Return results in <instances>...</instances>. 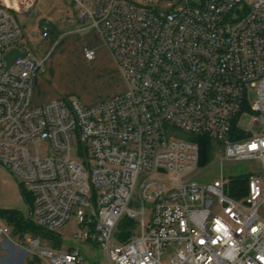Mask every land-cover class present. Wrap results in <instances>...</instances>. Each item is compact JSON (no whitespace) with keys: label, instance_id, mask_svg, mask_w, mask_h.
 Segmentation results:
<instances>
[{"label":"built area","instance_id":"1","mask_svg":"<svg viewBox=\"0 0 264 264\" xmlns=\"http://www.w3.org/2000/svg\"><path fill=\"white\" fill-rule=\"evenodd\" d=\"M69 1L102 37L127 89L93 106L33 105L45 60L22 42L12 12L30 13L35 0H0V166L30 196L34 222L56 233L74 217L83 232L74 238L100 247L109 264H162L165 255L169 264H264L262 181L248 177L236 198L230 181L202 185L193 173L203 137L221 162L264 163V0ZM14 49L26 56L8 65ZM244 112L258 131L238 126ZM42 143L60 156L40 157ZM73 150L92 161L90 172ZM123 216L137 228L115 239ZM23 244L47 264H86L73 247Z\"/></svg>","mask_w":264,"mask_h":264},{"label":"rangeland","instance_id":"2","mask_svg":"<svg viewBox=\"0 0 264 264\" xmlns=\"http://www.w3.org/2000/svg\"><path fill=\"white\" fill-rule=\"evenodd\" d=\"M162 11L169 10L166 5ZM23 30L22 42L37 60H45V73L38 74L34 80L31 102L41 105L58 99L67 104L78 101L84 106H93L109 100L126 91L127 86L119 67L112 58L107 46L99 33L92 28L89 21H79L76 8L69 0H35L28 14L12 12ZM50 25V36L42 38L45 25ZM94 50L95 59L89 61L85 50ZM255 99L253 92L249 93V102ZM251 118L248 112L242 113L238 126L246 133H253L259 128H251ZM186 137L185 134L181 135ZM40 157L60 156L46 143L38 145ZM221 153V152H220ZM72 155L79 161L88 162V157L78 155L77 150ZM219 152H212L208 165L195 169L194 180L199 184H212L223 178L231 181L237 177H257L262 181L264 190V163L259 160H219ZM93 163L89 161L87 170L90 172ZM163 183H169L168 175H157ZM20 180L5 167L0 166V209H13L22 213L27 221L32 222L29 230L21 238L14 233V227L0 218V228L9 232L0 235V264H47L43 259H37L26 244L25 240L39 241V249L43 251L65 252L73 247L78 249L86 264H109L106 253L98 246L85 241H77L75 234H83L79 230L74 217L59 232L49 233L38 228L31 216V207L23 194ZM129 208L136 210L135 204ZM148 214V210H146ZM127 217L123 216L114 238L120 237V232L135 230L138 219L134 224L127 225ZM33 228V229H32ZM27 230V229H26ZM20 238V239H19ZM18 243L21 249L9 245L7 241ZM18 245V244H17ZM38 249V250H39ZM162 264H169L165 255Z\"/></svg>","mask_w":264,"mask_h":264},{"label":"trees","instance_id":"3","mask_svg":"<svg viewBox=\"0 0 264 264\" xmlns=\"http://www.w3.org/2000/svg\"><path fill=\"white\" fill-rule=\"evenodd\" d=\"M244 138V135L242 133H239L237 135V138L235 139H242ZM199 144H200V161L199 166H206L210 162V158L212 155V144L210 139L203 137V138H197ZM248 188V177H237L230 181L229 185V194L233 197L239 198L242 195L246 194ZM25 195L26 200H28V203L31 204V198L28 194L25 193V191H22ZM0 218L5 220L9 225L14 227V231L18 234H20L21 238L23 237L24 233L29 230L30 224L32 222L27 221L18 211L16 210H1L0 209ZM127 225L134 224V220L127 219ZM38 228L42 229L38 226ZM27 229V230H26ZM33 229V228H32ZM48 232V231H47ZM53 233V232H49ZM120 239L127 240L132 236V230H127L120 232Z\"/></svg>","mask_w":264,"mask_h":264},{"label":"water","instance_id":"4","mask_svg":"<svg viewBox=\"0 0 264 264\" xmlns=\"http://www.w3.org/2000/svg\"><path fill=\"white\" fill-rule=\"evenodd\" d=\"M25 56V53H20L17 49H14L10 51L8 55H6L5 60L8 65H11L16 59L24 58Z\"/></svg>","mask_w":264,"mask_h":264},{"label":"crops","instance_id":"5","mask_svg":"<svg viewBox=\"0 0 264 264\" xmlns=\"http://www.w3.org/2000/svg\"><path fill=\"white\" fill-rule=\"evenodd\" d=\"M30 207H31V205H30ZM6 210H8V209H6ZM9 210H13V209H9ZM17 211V210H16ZM19 212V211H18ZM21 215H22V213L21 212H19ZM23 216V215H22ZM24 217V216H23ZM25 218V217H24ZM9 232V231H8ZM15 234H16V238H17V235H18V233H16V232H14ZM20 239V238H19ZM18 239V242L20 241ZM5 241H7L8 242V244L9 245H12L13 247H15V248H17L18 250L19 249H21V247L19 246L20 244L18 243V242H16V243H13V242H10L8 239H4ZM18 244V245H17Z\"/></svg>","mask_w":264,"mask_h":264}]
</instances>
